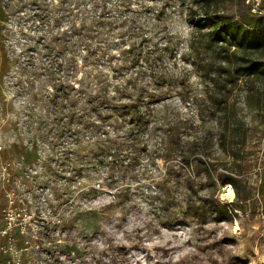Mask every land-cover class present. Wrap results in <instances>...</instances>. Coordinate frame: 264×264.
Listing matches in <instances>:
<instances>
[{
  "label": "rangeland",
  "instance_id": "374dc122",
  "mask_svg": "<svg viewBox=\"0 0 264 264\" xmlns=\"http://www.w3.org/2000/svg\"><path fill=\"white\" fill-rule=\"evenodd\" d=\"M0 1V161L35 163L25 264H264V85L239 79L225 140L188 54L201 2Z\"/></svg>",
  "mask_w": 264,
  "mask_h": 264
},
{
  "label": "trees",
  "instance_id": "16d2710c",
  "mask_svg": "<svg viewBox=\"0 0 264 264\" xmlns=\"http://www.w3.org/2000/svg\"><path fill=\"white\" fill-rule=\"evenodd\" d=\"M198 1L202 10L196 8L190 12L195 18L196 33L188 44L189 59L203 76L204 100L220 121L226 140L229 127H234L232 122L236 111L232 95L239 79L245 77L244 87L249 92H256L260 85H264V28L256 29V16L253 14H241L237 18L227 12L223 6L226 0ZM262 4L264 6V0ZM183 58L186 59L185 56ZM141 117L139 115V120ZM229 136L233 140L244 137L243 134ZM233 140L231 142L236 143ZM198 149L195 140L180 148L178 153L182 162L192 165ZM228 179L219 176L222 184L230 181ZM211 204L217 219H231L232 208L215 199Z\"/></svg>",
  "mask_w": 264,
  "mask_h": 264
},
{
  "label": "built area",
  "instance_id": "2783aa9c",
  "mask_svg": "<svg viewBox=\"0 0 264 264\" xmlns=\"http://www.w3.org/2000/svg\"><path fill=\"white\" fill-rule=\"evenodd\" d=\"M245 2L249 6L250 12L257 17V22L264 25L262 0H245ZM2 149L3 145L0 143V151ZM25 163L35 164L28 162L25 155L15 160L1 159L0 161L2 190L0 196V264H25L24 253L33 246L28 237L35 230V228H31L32 214L27 210L30 192L22 186L24 184L21 176L15 174L19 170H24L23 173L29 175L25 170L27 167ZM35 173L37 174L38 171ZM33 180L35 181V178ZM19 235L26 238L21 246L17 242ZM36 246L39 245L36 244Z\"/></svg>",
  "mask_w": 264,
  "mask_h": 264
},
{
  "label": "bare ground",
  "instance_id": "6f19581e",
  "mask_svg": "<svg viewBox=\"0 0 264 264\" xmlns=\"http://www.w3.org/2000/svg\"><path fill=\"white\" fill-rule=\"evenodd\" d=\"M229 192L232 193V187L231 186H229Z\"/></svg>",
  "mask_w": 264,
  "mask_h": 264
},
{
  "label": "crops",
  "instance_id": "0c3cea01",
  "mask_svg": "<svg viewBox=\"0 0 264 264\" xmlns=\"http://www.w3.org/2000/svg\"><path fill=\"white\" fill-rule=\"evenodd\" d=\"M0 3H1V1H0Z\"/></svg>",
  "mask_w": 264,
  "mask_h": 264
}]
</instances>
